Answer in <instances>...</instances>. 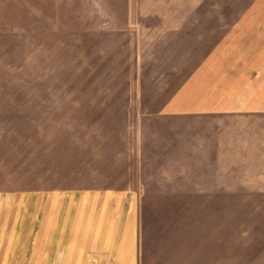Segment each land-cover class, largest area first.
Masks as SVG:
<instances>
[{
	"label": "crops",
	"instance_id": "crops-1",
	"mask_svg": "<svg viewBox=\"0 0 264 264\" xmlns=\"http://www.w3.org/2000/svg\"><path fill=\"white\" fill-rule=\"evenodd\" d=\"M95 1L79 33L172 52L177 82L140 120L141 182L0 186V264H138L147 178L181 201L264 202V0ZM70 25V0H0V44L67 43ZM151 145L165 163L146 176Z\"/></svg>",
	"mask_w": 264,
	"mask_h": 264
},
{
	"label": "rangeland",
	"instance_id": "rangeland-1",
	"mask_svg": "<svg viewBox=\"0 0 264 264\" xmlns=\"http://www.w3.org/2000/svg\"><path fill=\"white\" fill-rule=\"evenodd\" d=\"M95 2L70 0L67 43L0 44V186L141 182V116L171 93L173 59L166 44L79 33ZM154 146L146 176L165 163ZM146 184L134 204L138 264H264V202L181 201L158 193L166 180Z\"/></svg>",
	"mask_w": 264,
	"mask_h": 264
}]
</instances>
